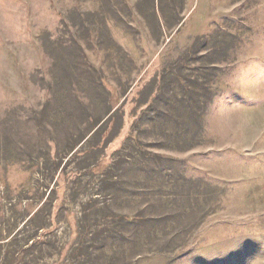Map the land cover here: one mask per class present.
Instances as JSON below:
<instances>
[{"label":"rangeland","instance_id":"rangeland-1","mask_svg":"<svg viewBox=\"0 0 264 264\" xmlns=\"http://www.w3.org/2000/svg\"><path fill=\"white\" fill-rule=\"evenodd\" d=\"M117 3L0 0V264H264V0Z\"/></svg>","mask_w":264,"mask_h":264},{"label":"crops","instance_id":"crops-1","mask_svg":"<svg viewBox=\"0 0 264 264\" xmlns=\"http://www.w3.org/2000/svg\"><path fill=\"white\" fill-rule=\"evenodd\" d=\"M117 4H119V8H116L115 6V10L114 11H116L117 10V12L118 13H116L115 15L116 16H118V19L120 20V21H123V0H118V3ZM115 5V4H114ZM153 11V10H152ZM108 20H110V19H107V21ZM119 34H120V37H123V31H122V29L120 30V32H119Z\"/></svg>","mask_w":264,"mask_h":264}]
</instances>
